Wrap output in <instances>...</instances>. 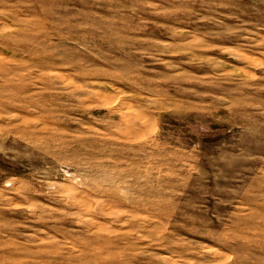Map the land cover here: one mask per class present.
Here are the masks:
<instances>
[{
	"label": "rangeland",
	"instance_id": "1",
	"mask_svg": "<svg viewBox=\"0 0 264 264\" xmlns=\"http://www.w3.org/2000/svg\"><path fill=\"white\" fill-rule=\"evenodd\" d=\"M0 264H264V0H0Z\"/></svg>",
	"mask_w": 264,
	"mask_h": 264
}]
</instances>
